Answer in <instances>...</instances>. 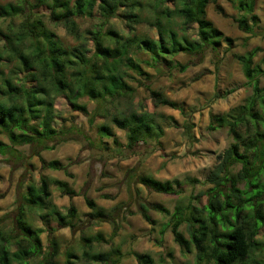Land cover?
Returning a JSON list of instances; mask_svg holds the SVG:
<instances>
[{"label":"trees","instance_id":"trees-1","mask_svg":"<svg viewBox=\"0 0 264 264\" xmlns=\"http://www.w3.org/2000/svg\"><path fill=\"white\" fill-rule=\"evenodd\" d=\"M210 1L173 0L172 10H161L166 21L154 19L157 37L151 38L133 31L146 7L141 0H73L72 4L71 0H37L74 37L78 36L75 16L89 15L95 6L107 22L116 16L120 6L124 7L128 35L111 27L87 30L93 44L91 53L81 44L63 46L41 16L31 12L32 8L26 13L22 5L0 4V15L24 16L16 28L8 26L6 31H0V135L8 140L6 143L0 139V155L16 157V146L30 145L38 156L40 150L53 149L55 144L72 138L70 131L55 127L58 111L54 102L59 96H64L73 109L85 114L87 106L79 99L87 97L93 101L95 107L89 122L92 116H109L110 123L125 131L124 146L129 151H135L140 142L158 139L163 130L152 113L129 110L118 115L108 109L134 94V87L125 79L129 73L124 67L142 74V64L157 66L160 62L172 61L177 55H201L205 50H217L221 41L231 44V39L206 17ZM230 1L237 10V26L252 32L253 26L248 20H256L254 0ZM163 2L154 0L150 5L155 7ZM169 15L174 18L170 19ZM192 28L194 36H189ZM140 52L147 56L139 58ZM255 53L256 49H252L235 55L251 94L226 112L210 115L208 128L225 127L232 142L208 172L204 181L208 187L198 195L189 196L185 203H177L172 211L160 204H139V211L148 222H153L148 214L150 208L169 217L166 226L174 242L184 253L194 251V264L258 262L253 253L258 250L256 236L264 226V211L259 206L264 192V87L259 85V76L264 75V69L254 63ZM171 67L184 71L186 65L173 63ZM149 94L155 104L179 108L158 90L149 89ZM98 133L104 149L108 147L103 138H111L119 146L108 123H101ZM39 160L42 167L66 169L58 159L45 161L40 157ZM236 165L239 169L232 171ZM128 175L154 192L181 193L178 179L161 181L147 174ZM51 182L64 195L72 197L78 193L66 181L49 179L42 174L37 182H28L17 194L12 222H5V216L0 217V264H120L124 254L119 248L94 249L92 241L102 239L100 233L81 236L78 253L64 251L62 260L55 239L50 240L49 249L44 248L41 240L44 229L32 225V216L37 215L44 221L49 217L58 226L69 228L74 227L77 218L75 206L69 205L62 211L51 201ZM185 182L193 184L199 180L187 177ZM202 194L206 197L203 203L199 199ZM3 196L0 191V197ZM85 201L93 220L102 222L111 218L109 211L91 199ZM131 254L138 264H155L147 252L132 251Z\"/></svg>","mask_w":264,"mask_h":264},{"label":"rangeland","instance_id":"rangeland-1","mask_svg":"<svg viewBox=\"0 0 264 264\" xmlns=\"http://www.w3.org/2000/svg\"><path fill=\"white\" fill-rule=\"evenodd\" d=\"M141 1L146 7L140 13L141 22L136 24L133 31L156 38L154 19L165 22L161 10H172L174 2L164 0L161 5L152 7L150 4L154 0ZM9 2L24 6L26 13L28 8H32L31 12L41 16L45 26L57 35L63 46L81 44L89 49V53L93 44L87 30L111 27L121 34L129 33L122 6L118 8L116 16L107 22L95 6L91 14L75 16L78 36L74 37L50 16L48 7L38 4L37 0H0V4ZM253 14L256 20H248L253 31L245 32L237 26V10L230 0H211L206 7V17L225 37L231 39V44L221 41L217 50H205L201 55H177L172 61L160 62L157 66L142 64V74L124 67L129 73L125 79L134 87V94L132 98L122 99L115 106H110L109 112L121 115L129 110L147 111L153 114L163 130L158 139L137 144L135 151L125 148V131L110 123L109 116H92V122H89L95 107L93 101L87 97L79 99L87 106L88 113L85 114L73 109L64 96L57 97L54 102L58 111L55 127L70 131L72 138L55 144L53 149L40 150L38 156L30 145L16 146V157L0 155V191L4 193L0 197V217L5 216V222H12L18 192L28 182H37L42 174L49 179L66 181L78 192L69 197L52 182L49 185L50 199L60 210L65 211L69 205L76 207L77 218L73 228L60 227L49 217L47 221L37 215L30 219L33 226L44 229L41 240L46 250L51 239L57 241L60 260L64 257V251L78 253L81 236L91 237L100 233L102 239L92 241L94 249L119 248L124 254L120 264H138L132 251L149 253L155 264H194V251L184 253L174 242L166 226L169 217L150 208L148 214L153 222H148L142 217L139 204H160L172 211L177 203H185L189 196L198 195L208 187L204 183L208 172L217 163L218 155L232 142L225 127L215 130L208 128L210 115L226 112L251 94L235 55L256 49L253 61L264 69V0H254ZM23 17V14L0 15V31H6L8 26L16 28ZM188 35L194 36L193 28ZM146 56L142 52L138 54L139 58ZM173 63L184 64L186 68L180 71L178 67H171ZM259 85L264 87V75L259 76ZM149 89L160 91L163 96L175 101L179 108L155 104ZM103 122L111 126L119 146L111 138H103L108 149L103 148L98 133V126ZM0 139L8 143L6 137L0 135ZM40 157L45 161L58 159L65 165L66 172L42 167ZM239 167L236 165L231 170L236 171ZM128 173L147 174L161 181L178 179L181 193L154 192L134 182ZM187 177L196 178L199 183L185 182ZM86 198L109 211L111 218L102 222L93 220ZM199 199L203 203L206 197L202 194ZM259 206L264 211V192ZM180 229L183 230V226ZM256 239L259 241L258 250L254 251L253 256L258 261L256 264H262L264 226Z\"/></svg>","mask_w":264,"mask_h":264}]
</instances>
